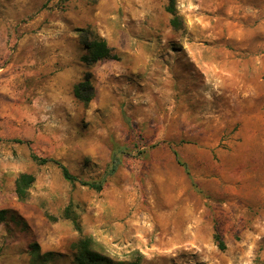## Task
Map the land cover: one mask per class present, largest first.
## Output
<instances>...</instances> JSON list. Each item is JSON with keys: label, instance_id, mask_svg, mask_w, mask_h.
<instances>
[{"label": "rangeland", "instance_id": "obj_1", "mask_svg": "<svg viewBox=\"0 0 264 264\" xmlns=\"http://www.w3.org/2000/svg\"><path fill=\"white\" fill-rule=\"evenodd\" d=\"M169 2L0 0V264L35 244L74 264L81 236L140 264H264V0H174L181 30ZM88 29L118 59L86 63Z\"/></svg>", "mask_w": 264, "mask_h": 264}, {"label": "trees", "instance_id": "obj_2", "mask_svg": "<svg viewBox=\"0 0 264 264\" xmlns=\"http://www.w3.org/2000/svg\"><path fill=\"white\" fill-rule=\"evenodd\" d=\"M167 11L170 14L169 23L172 29L181 30L184 28V23L177 13L174 0H170ZM87 37L83 39V43L86 47V54L83 60L88 64H94L96 62L106 60V59H118V55L113 51V49L108 46L106 40L99 36L94 30H86ZM73 95L79 101L88 103L92 100L94 96V88L89 76L85 77L82 81L78 82L73 87ZM21 142V141H18ZM178 162H180L179 154L176 150L173 151ZM33 159L38 162H47L50 159L39 158L33 155ZM58 164L61 169L62 176L65 180L70 183L78 182L81 185L88 186L89 188L95 190H101L103 188L105 178L103 177L99 181L89 182L85 181L73 173H71L63 164L58 161L51 160ZM118 160L114 157L112 163L108 169L106 175H110L114 172ZM35 181L34 175L30 173H21L15 179L14 187L15 193L18 199L25 200L29 195V189ZM3 212L0 210V219L3 218ZM76 229L80 232V226L75 222ZM215 239L217 241L218 247L224 249L223 241L219 234H215ZM73 248L75 250L74 264H140L142 260V255L135 251L128 259H118L109 254H107L103 248L96 243L90 236H81L74 244ZM33 260L32 264H46L49 262L54 253L51 251L41 253L38 246L35 244L32 246Z\"/></svg>", "mask_w": 264, "mask_h": 264}]
</instances>
